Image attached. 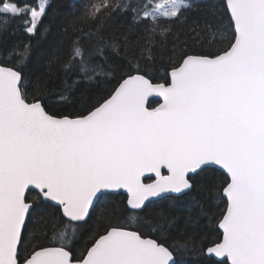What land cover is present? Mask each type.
<instances>
[{
	"label": "snow or ice",
	"instance_id": "snow-or-ice-1",
	"mask_svg": "<svg viewBox=\"0 0 264 264\" xmlns=\"http://www.w3.org/2000/svg\"><path fill=\"white\" fill-rule=\"evenodd\" d=\"M48 6L0 0V31L20 20L36 34ZM194 7L85 0L64 25L67 48L34 80L23 72L30 45L0 52L16 61L0 66V264H178L176 252L199 238L191 215L179 229L170 207L145 209L161 194L186 195L205 173L214 174L204 187L222 190L226 207L216 217L222 235L201 254L218 264H264V0H226L228 28L205 16L169 41ZM120 11L131 20L113 29ZM157 63L165 65L161 81L150 74ZM55 79L65 100L80 83L111 87L56 115L45 106ZM121 189L127 207L102 214L76 250V225ZM49 202L59 213L51 214L52 238L26 237L28 217Z\"/></svg>",
	"mask_w": 264,
	"mask_h": 264
},
{
	"label": "trees",
	"instance_id": "trees-1",
	"mask_svg": "<svg viewBox=\"0 0 264 264\" xmlns=\"http://www.w3.org/2000/svg\"><path fill=\"white\" fill-rule=\"evenodd\" d=\"M225 0H192L196 5L192 10L186 12L179 21H176L173 27V35L169 37V41L177 36L182 40L184 33L193 25L194 22L202 20L205 16H217L222 18L225 28H228L227 20L224 19ZM20 6L25 4L35 6L38 0H16ZM120 3H128L129 0H119ZM138 8L143 9L148 0H131ZM49 6L47 14L43 16V22L39 31L34 35L27 34L20 20L11 21L4 31H0V52H6L12 48L22 45H30V55L28 56L23 72L30 79H35L44 73L50 57L67 48V40L64 36V25L70 18L71 14L76 12L85 0H48ZM141 11V15H142ZM130 15H125L122 11L117 12L112 19L113 29L127 28ZM142 27V26H141ZM230 30V29H229ZM211 35V34H209ZM171 45L169 44V47ZM16 63L14 58L0 56V64L2 66H12ZM164 67L160 63L150 65L151 76L154 81H161L164 76ZM111 87L110 84L101 82H84L76 86L71 94L67 95V99H61L63 85L60 80L55 79L54 83L48 84V94L45 98V106L49 111L56 115H68L76 112L86 101L91 98L103 95L106 88ZM31 90V89H30ZM157 102L153 101L151 106H155ZM214 173L201 174L197 178L194 186L186 195L173 197L167 196L163 199L154 201L145 209V213L151 210H158L163 207H170L171 217H175V223L179 229H182L191 215L195 222V230L199 233V238L190 250L177 251L176 260L178 264H218V261L208 260L201 254V249L206 245L208 240L217 239L221 233L217 229V219L219 212L226 207V202L221 196V191L215 189L208 190L204 185L209 181L206 177ZM221 178L223 174L219 173ZM149 182V181H145ZM220 181L217 180L216 183ZM205 209V214L200 213V207ZM209 206L211 210L208 211ZM126 206V197L123 194H109L101 198L91 210V215L87 222L76 225V238L73 246L76 250L83 247L85 242L98 230L100 217L102 214L111 213L113 209L123 208ZM58 213V208L48 204L43 208L34 209L28 217V229L25 232L26 237L31 238L32 235H44L47 233L49 239L52 238L51 214ZM119 214V213H118ZM129 213L121 214V219L127 217ZM144 215V213H141ZM150 231V229H149ZM176 231L165 233L168 237V243H172L176 238ZM49 246H57L50 244Z\"/></svg>",
	"mask_w": 264,
	"mask_h": 264
},
{
	"label": "water",
	"instance_id": "water-1",
	"mask_svg": "<svg viewBox=\"0 0 264 264\" xmlns=\"http://www.w3.org/2000/svg\"><path fill=\"white\" fill-rule=\"evenodd\" d=\"M224 3H225V5H226V0L224 1ZM0 66H2L1 64H0ZM153 101H155V102H157V104L159 103V102H161L160 101V98H158V97H156V98H153ZM157 104L155 105V106H157ZM155 106H153V107H155ZM222 173V172H221ZM164 174H167V170L165 169L164 170ZM223 174V173H222ZM148 175H150V174H148ZM149 182H151V181H149ZM109 192H110V194H123L125 197H126V200H127V194H126V191L125 190H109ZM161 196H163V197H167V196H173V197H179L180 195H178V194H175V193H164V194H161ZM221 196H222V198L225 200V202H226V198H224L223 197V193H222V191H221ZM153 199V202L154 201H157V200H160L159 198H152ZM49 204L50 205H52V206H54L55 205V202H49ZM127 206V205H126ZM54 207H56V208H58V206H54ZM93 209V208H92ZM91 209V210H92ZM217 229L219 230V232L221 233V235H222V230H220L219 229V227H218V225H217ZM213 259L214 260H216V261H219L220 260V258H217V257H213Z\"/></svg>",
	"mask_w": 264,
	"mask_h": 264
}]
</instances>
